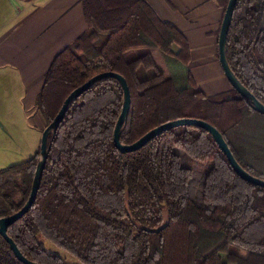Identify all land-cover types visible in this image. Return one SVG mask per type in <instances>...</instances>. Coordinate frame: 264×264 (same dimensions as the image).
I'll return each mask as SVG.
<instances>
[{
	"label": "trees",
	"instance_id": "obj_1",
	"mask_svg": "<svg viewBox=\"0 0 264 264\" xmlns=\"http://www.w3.org/2000/svg\"><path fill=\"white\" fill-rule=\"evenodd\" d=\"M84 14L90 31L55 57L36 99L46 125L71 92L115 72L131 91L123 144L170 121L203 120L264 180V115L234 89L205 96L177 28L145 0H87ZM226 52L240 82L264 104V0L238 1ZM122 104L119 81L106 78L69 106L49 137L36 202L8 229L23 255L65 264L51 244L81 264H264V188L240 178L201 128L178 127L120 152L113 137ZM39 157L0 171V220L26 204ZM0 264H23L1 235Z\"/></svg>",
	"mask_w": 264,
	"mask_h": 264
},
{
	"label": "crops",
	"instance_id": "obj_2",
	"mask_svg": "<svg viewBox=\"0 0 264 264\" xmlns=\"http://www.w3.org/2000/svg\"><path fill=\"white\" fill-rule=\"evenodd\" d=\"M86 1L0 0V120L8 113L9 100L18 116L19 108L30 116L55 57L90 31ZM145 1L186 38L191 51L188 69L200 91L207 97L231 95L218 47L229 0ZM36 120L34 127L41 133L40 119Z\"/></svg>",
	"mask_w": 264,
	"mask_h": 264
},
{
	"label": "water",
	"instance_id": "obj_3",
	"mask_svg": "<svg viewBox=\"0 0 264 264\" xmlns=\"http://www.w3.org/2000/svg\"><path fill=\"white\" fill-rule=\"evenodd\" d=\"M239 0H229L227 4V8L224 14L223 22L221 25V30L219 34V61L224 71V74L227 80L230 82L232 88L240 95L241 98L246 99L250 102L252 108L261 115H264V104L261 103L255 95L250 92L238 79L235 75L233 70L230 67L227 58L226 46H227V39L228 34L230 31V27L233 21L234 12ZM112 78L119 81L121 88L123 90V104L120 116L117 120L115 129H114V144L115 147L122 153H130L135 152L137 150L142 149L148 143H150L153 139H155L160 134L178 128V127H197L206 130L215 140L216 144L218 145L219 149L224 153L227 157L229 163L231 164L234 171L238 174L240 178L249 182L255 186H259L264 188V180L258 177L253 176L248 171H246L236 160L234 157L228 143L226 142L223 134L213 125L209 124L206 121L194 119V118H183L174 121H170L164 123L148 133L142 136L139 140L132 144H123L121 142V134L124 126L127 123L128 115L131 108V91L130 87L126 81V79L115 72H104L98 74L91 79H89L85 84L75 89L71 94L66 98L64 101L59 113L56 115L54 120L46 126V128L42 132L41 137V144H40V157L37 163L35 176L32 183V188L30 192V196L23 206V208L18 211L17 213L8 216L6 218H2L0 220V235L4 238V240L9 244L11 251L13 252L14 256L17 260L23 264H39L34 261L29 260L26 258L23 253L20 251L16 242L9 236L8 229L18 220H20L24 215L28 213V211L33 207L36 202L37 195L40 189L41 181L43 178L44 170L46 168V164L49 158V153L51 149V144L49 143V137L54 136L58 131L62 121L64 120L69 106L72 102L77 100L80 96H82L85 92L90 90L96 83L100 82L103 79ZM166 225L153 230L152 232L158 233L163 230Z\"/></svg>",
	"mask_w": 264,
	"mask_h": 264
},
{
	"label": "rangeland",
	"instance_id": "obj_4",
	"mask_svg": "<svg viewBox=\"0 0 264 264\" xmlns=\"http://www.w3.org/2000/svg\"><path fill=\"white\" fill-rule=\"evenodd\" d=\"M2 102L5 103V98H1ZM5 108H7L8 113L5 118L0 120V171L35 157L41 142L42 132L47 126L36 111V107L29 109L30 116L28 115V117L23 112V108H19L22 116H18L16 114L17 108L11 100L7 101ZM36 119H40L38 121L42 126L41 133L34 127V124H37ZM47 247L58 254L65 264H81L71 254L65 253L51 244H47Z\"/></svg>",
	"mask_w": 264,
	"mask_h": 264
}]
</instances>
